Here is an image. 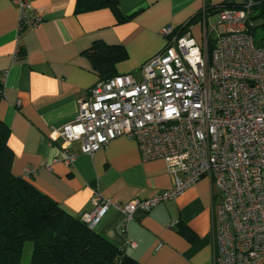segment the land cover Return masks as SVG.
<instances>
[{
  "label": "crops",
  "instance_id": "obj_1",
  "mask_svg": "<svg viewBox=\"0 0 264 264\" xmlns=\"http://www.w3.org/2000/svg\"><path fill=\"white\" fill-rule=\"evenodd\" d=\"M224 1L117 0V13L110 5L76 12V0H30L42 21L20 30L16 6L0 0V122L8 128L11 172L78 218L93 209L95 194L124 203L170 188L164 162L143 160L135 140L120 136L86 154L79 140L64 148L55 130L73 122L79 101L101 78L84 54L95 42L123 47L126 57L114 63L115 75L137 77L163 50L165 26L179 29L201 12L186 32L201 45V28L212 16L205 9ZM69 153L75 158L66 164ZM26 168L35 171L26 175ZM215 194L201 178L149 211L136 209L126 224L110 207L91 229L141 264H215ZM171 221L178 223L169 227Z\"/></svg>",
  "mask_w": 264,
  "mask_h": 264
},
{
  "label": "built area",
  "instance_id": "obj_2",
  "mask_svg": "<svg viewBox=\"0 0 264 264\" xmlns=\"http://www.w3.org/2000/svg\"><path fill=\"white\" fill-rule=\"evenodd\" d=\"M11 2L20 30L42 21L30 0ZM251 3L219 13L224 30L214 42L215 26L209 32L203 26L201 45L165 26L163 50L137 77L97 81L73 122L56 128L64 148L79 140L86 154L120 136L133 139L143 160L161 159L172 178L170 188L145 199L121 203L95 194L93 209L81 216L90 228L110 207L126 224L136 209L149 211L207 178L217 197L215 264H264V45L248 32ZM74 158L69 153L64 162Z\"/></svg>",
  "mask_w": 264,
  "mask_h": 264
},
{
  "label": "trees",
  "instance_id": "obj_3",
  "mask_svg": "<svg viewBox=\"0 0 264 264\" xmlns=\"http://www.w3.org/2000/svg\"><path fill=\"white\" fill-rule=\"evenodd\" d=\"M104 5H110L119 13L117 0H76L75 11ZM242 7L224 1L204 12L207 14L209 10L214 15L226 8ZM248 17V32L256 44L264 45V0H252ZM197 18H202L201 12L179 29H173V34H186L187 27ZM84 54L90 58L100 80L114 76V63L126 57L123 47L107 46L100 41ZM7 137L8 128L0 122V264H20L26 241L32 243L29 264H141L93 231L81 218L65 213L56 201L37 190L26 178L15 176L11 172L13 152Z\"/></svg>",
  "mask_w": 264,
  "mask_h": 264
},
{
  "label": "rangeland",
  "instance_id": "obj_4",
  "mask_svg": "<svg viewBox=\"0 0 264 264\" xmlns=\"http://www.w3.org/2000/svg\"><path fill=\"white\" fill-rule=\"evenodd\" d=\"M212 26H215L216 29L214 30V32H209ZM206 27H207V31L211 33L210 34L211 42H214L216 36H218V34L224 30L223 24L219 23V14H214L210 16ZM202 29L203 27L201 28V33L203 32ZM132 74L136 76V72H133ZM31 249H32L31 241H26L23 245L20 264H29Z\"/></svg>",
  "mask_w": 264,
  "mask_h": 264
},
{
  "label": "water",
  "instance_id": "obj_5",
  "mask_svg": "<svg viewBox=\"0 0 264 264\" xmlns=\"http://www.w3.org/2000/svg\"><path fill=\"white\" fill-rule=\"evenodd\" d=\"M229 5H244V3H245V0H229L228 2H227Z\"/></svg>",
  "mask_w": 264,
  "mask_h": 264
}]
</instances>
